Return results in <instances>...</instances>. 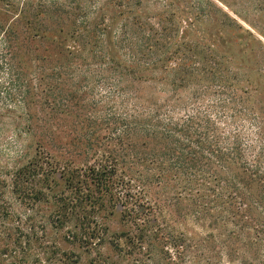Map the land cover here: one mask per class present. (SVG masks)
I'll return each instance as SVG.
<instances>
[{
    "label": "rangeland",
    "instance_id": "374dc122",
    "mask_svg": "<svg viewBox=\"0 0 264 264\" xmlns=\"http://www.w3.org/2000/svg\"><path fill=\"white\" fill-rule=\"evenodd\" d=\"M40 153L118 159L144 223L18 196ZM0 264H264V0H0Z\"/></svg>",
    "mask_w": 264,
    "mask_h": 264
},
{
    "label": "trees",
    "instance_id": "16d2710c",
    "mask_svg": "<svg viewBox=\"0 0 264 264\" xmlns=\"http://www.w3.org/2000/svg\"><path fill=\"white\" fill-rule=\"evenodd\" d=\"M39 155L41 156L34 157L33 160L15 173L13 185L14 192L18 196H21L25 192L24 185H28L32 181H39L42 185L61 183L71 194L70 198H64V200H69L68 203L63 202L59 207V209H63L61 212L65 215H68L72 211V209H69V206L78 200V206L84 210H86V206L90 205L89 208L91 210H95L96 208L99 211L105 205V201H108L107 204L110 203L111 205L113 204L112 202H119L121 207L126 209L123 213L129 219L133 222H141L140 224L144 223V211L142 207L139 208V205H136V195H122L120 187L123 185H145L146 181L134 178V175H131L132 171H129L128 174L126 173L127 176L125 174L120 176L117 169L119 165L118 159L114 158L112 162L100 161L87 166L85 169H69L68 172H65L64 169L57 174L53 171V175H44L42 169L44 154L40 153ZM49 166L52 170L58 169V165H55V169L52 163H49ZM186 176H190V174H186ZM37 194L39 195L35 196L38 199L44 196L42 191H38ZM59 198L63 199L62 197ZM80 200L81 202L82 200L84 201L83 205L80 203ZM60 201L62 200L59 199ZM98 204H100L99 207H97Z\"/></svg>",
    "mask_w": 264,
    "mask_h": 264
}]
</instances>
